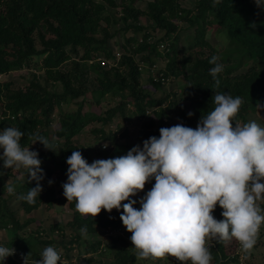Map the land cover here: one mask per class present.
I'll return each instance as SVG.
<instances>
[{
	"label": "trees",
	"instance_id": "obj_1",
	"mask_svg": "<svg viewBox=\"0 0 264 264\" xmlns=\"http://www.w3.org/2000/svg\"><path fill=\"white\" fill-rule=\"evenodd\" d=\"M133 1H120L119 6L124 10L125 21H128L129 18L137 21L141 15L148 14L155 19L157 24L171 32L178 27V24L172 22L171 19L182 18L190 24L196 25L197 31L201 33L202 44L200 47L207 45L211 48L210 52L206 54L201 48L195 51L192 48L185 58L175 59L169 64L167 61L166 66L160 68V72L165 78H168L170 74L174 76L184 74L191 87V92L187 97L179 96L180 98L169 101L170 108L176 109L184 125L191 127L195 120L199 121L203 111L213 107L211 98L214 95V90L230 92L233 96L242 98L243 103L235 117L236 120L245 119L253 110L255 111L258 104L264 105V8L259 7L256 0H199L194 13L193 9L184 8L180 0H153L148 3L146 10L136 8ZM116 2V0H0V72H6L15 66L22 67L29 57L35 54L47 53L46 60L52 64L66 60L71 57V53L80 57V47L89 52L92 48L104 46L107 55L111 56L112 49L107 44L109 34L107 33L102 39H97L95 32L98 22L102 18L101 15H104L106 5L114 6ZM107 19L110 20L108 17ZM211 24H216L217 29L227 39V44L222 49L212 45L205 37L206 26ZM253 24L255 27L252 26ZM134 27L142 29L143 26L134 25ZM35 32L42 41L43 48L41 49L36 46ZM45 32L49 34L47 39ZM147 37L145 43L138 48L135 47L132 52L142 51L143 53L144 50H149L154 54L163 53L166 55L171 50L170 44L166 43V48L162 52L159 46L163 40L159 41L161 42L159 45V42L148 41ZM127 40L130 41V38ZM195 44H199L198 41ZM134 53L128 51L122 53L120 64L128 68L126 74L114 67L105 69L101 65L95 64L94 69L99 73L96 77L99 86L95 90L103 95L110 91L116 92L118 87L124 91L128 89L132 97L134 111L142 117L146 116L148 106L163 104L169 94L163 97H152L145 91V86H138L137 76L145 68L142 60L149 62L147 68L150 71V82L155 85L162 84V82L160 78L155 79L153 76L152 68L157 62L149 61L151 56L142 57L139 60L141 62L136 61ZM214 55L219 57L217 63L223 65V71L217 74L218 85L210 74V69L215 65L209 61ZM9 56L12 58L9 59ZM82 58L86 57L82 56ZM71 63H73L74 71L76 70L75 74L56 70V77L63 83L64 89L61 93H50L44 85L36 80L31 81L26 90H14L9 83L0 85V100L5 104V111L9 110L8 112H10L9 116L2 117L0 124L4 126L6 123H10V126L22 130L25 133L21 139L22 146L27 147L39 136L46 137L51 142L53 149L56 143L58 144L53 141V136L48 130L52 121L54 105L65 100L76 99L88 91L85 73H78L80 62L73 59ZM245 65L247 68L238 72ZM75 80L79 83L78 86L74 85ZM185 99L190 101L189 109L185 104H181V101ZM127 109L124 99L110 108L104 118L98 117V119L108 121L117 113L126 116ZM153 112L156 113L157 118H160L159 120L163 119L164 109L153 110ZM189 112L194 115L190 117ZM82 122L80 110L76 113L65 114L61 119V126L56 129L57 136L63 138V146L59 149V154L55 149L54 151L46 149L42 143L36 142L35 151L39 152L41 160H49L51 165L59 170L66 179L68 169L66 158L74 150L81 151L72 142V137L80 129L79 124ZM147 124H150L147 126L150 129L146 128L149 129L148 137L153 135L158 137L159 129L163 126H156L153 121ZM82 155L91 163L85 153L82 152ZM0 167L3 168L2 161H0ZM54 169L49 167L47 171H44L45 179L41 182L43 191L40 197L35 198V203H29L22 199L27 212L37 208L45 200L50 201L49 203L65 201L62 196L57 198L56 190L49 185ZM9 170L7 169L6 173ZM152 183H148L146 186L148 187ZM35 185L36 181H27L19 186L18 196L21 198L26 195L30 187H35ZM2 190L0 187V227L5 228L11 225L15 230H18L23 227V223H20L14 211L8 206L7 200L1 196ZM134 198L139 199V196ZM65 199L67 200L66 197ZM69 202L70 206L75 207V200ZM136 207H139V204ZM221 212L222 209L217 205L214 210L215 218L223 219ZM70 223L80 230L86 226V233H93L98 227L106 228L123 222L120 220V213L113 209L111 213L102 210L96 217L83 215L76 210ZM126 234L127 237L115 241L114 263L140 264L137 261L136 253L127 244V238H130L132 234L128 231ZM263 234L264 232L261 230L256 245ZM14 235L17 236V232ZM227 245L225 241L209 242L213 255L211 264H231L233 259H240L241 252H239L238 245L236 246L237 252H229L230 249ZM22 251L26 252V247ZM30 257L33 261L40 259L37 251L30 253ZM17 263V260L11 256L6 261V264Z\"/></svg>",
	"mask_w": 264,
	"mask_h": 264
},
{
	"label": "clouds",
	"instance_id": "obj_2",
	"mask_svg": "<svg viewBox=\"0 0 264 264\" xmlns=\"http://www.w3.org/2000/svg\"><path fill=\"white\" fill-rule=\"evenodd\" d=\"M256 3L264 8V0ZM218 60L214 55L209 61L215 65L210 74L217 85V74L223 71ZM211 101L213 107L202 112L195 128L183 123L161 127L158 137H149L124 155L89 163L74 150L66 158L67 182L62 185L67 201L75 200L76 210L91 217L116 209L132 234L138 258L171 255L184 264H211L212 239H235L250 252L264 224V125L235 119L243 103L240 96L214 90ZM24 135L13 126L0 130V161L3 168L27 170L29 182L36 185L21 199L35 203L46 174L39 152L22 146ZM36 142L54 151L46 137ZM148 183L151 188L134 198ZM7 191L14 193L15 187L8 184ZM217 205L223 219L214 216ZM15 252L13 246L0 243V264ZM29 256L24 264H30ZM40 257L31 264H66L53 246L45 247Z\"/></svg>",
	"mask_w": 264,
	"mask_h": 264
},
{
	"label": "rangeland",
	"instance_id": "obj_3",
	"mask_svg": "<svg viewBox=\"0 0 264 264\" xmlns=\"http://www.w3.org/2000/svg\"><path fill=\"white\" fill-rule=\"evenodd\" d=\"M116 1L114 6L106 5L104 15H101L102 18L99 20L95 32L97 39H102L107 33L109 34L107 44L112 49L113 54L111 56L107 55V50L104 46L92 48L89 52L85 48L80 47V57L71 53V57L66 60L52 64L46 60L47 53L35 54L29 57L22 67L15 66L6 72H0V85L2 86L9 83L10 87L14 90H26L31 81L36 80L44 85L50 93H61L64 89L63 83L56 77V70L75 74L76 70L74 71V66L71 62L73 59L80 62L78 73H85L84 77L88 83L86 84L88 91L76 99L65 100L60 104L56 103L51 115L52 121L48 130L53 136V141L58 142L54 147L57 154H59V149L63 146V138L57 136L56 129L61 126V119L65 114L76 113L79 110L83 122L79 124L80 129L72 137V142L87 155L91 162L96 159H107L124 155L133 146L138 144L142 146L143 141L149 138L147 132L150 127L147 126L150 124L147 123L150 121H153L156 126L162 125L163 127L183 123L176 109L170 108L169 101L178 99L181 96L187 97L190 94L191 87L187 83L184 74L175 76L170 74L165 81L161 80L162 84L155 85L149 80L150 71L147 68L149 62L142 60L145 68L137 76L138 86H145V91L152 97H163L169 94L163 104L148 106L146 116L142 117L138 116V113L134 111L132 97L128 89L124 91L118 87L116 92L110 91L103 95L95 90L99 86V82L96 80L99 73L98 70L94 69V65L99 64L105 69L114 67L126 74L128 68L122 66L120 64L121 58L118 59L117 57L121 53H126V51L134 53L132 52L134 48H138L144 44L147 36V40L152 43H158L161 40H163L162 43H169L171 50L166 55H163V53L154 54L149 50H144L143 53L142 51L135 52V60L139 61L142 57L151 56L149 61L155 60L159 68H164L167 61L169 64L175 59L181 60L185 58L192 48H194V51L201 48L204 54L211 50L207 45L200 47L202 35L197 31L196 25H192L182 18H172L171 21L177 23L178 27L175 31L170 32L167 28L157 24L155 19L148 14L141 15L137 21H134L132 18L125 21L123 18L124 10L119 6L121 0ZM127 1L131 2V0ZM150 1L153 0H134L133 4L136 8L146 10ZM198 1L180 0L181 5L184 8L193 9V13L196 12ZM134 25H141L143 27L142 29H135V27L133 28ZM45 35L46 39L49 38L47 32H45ZM34 36H36L37 48H43L42 41L37 32H35ZM205 37L212 45H216L220 49L227 44L225 35L217 29L216 24L206 26ZM128 38H130V41L127 40ZM196 41L199 44L196 45ZM159 48L161 50L162 47L159 46ZM82 56L86 58H82ZM8 58L11 59L12 57L9 56ZM246 68L247 65L243 66L238 72ZM154 72L156 73V71ZM74 85L78 86L79 83L75 80ZM124 99L128 108L126 116L117 113L108 121L98 119V117L104 118L110 108ZM189 103L188 99L181 101V104H185L187 109H189ZM255 108V111L253 110L245 119L237 121L244 124L254 120L258 124L264 125V106H256ZM5 109V104L0 100V122L2 117L10 115L9 110L5 111ZM161 109H164L165 113L163 114V119L159 120L160 118H157L153 110L160 111ZM198 122V120H195L191 127L195 128ZM10 125V123H6L4 126L0 124V130L11 127ZM104 144H108V147L104 148ZM27 147H30V150H35V141H32ZM41 167L44 171H47L49 167L55 168L49 160H42ZM7 169L9 170V168L0 167V187L3 189L1 196L7 200L8 206L14 211L20 223H23V227L18 230H15L11 225L5 228L0 227V243H4L9 247L13 246L16 249L15 255L11 257L17 260V264H24L23 258L29 253L37 251L40 255L47 246L57 248L61 252L66 264H115V241L127 237V230L123 223L106 228L98 227L93 233H82L80 229L74 227L70 222L74 211H76V207L70 206V202L65 199L62 185L67 182V179L56 168L50 177L52 183L49 185L56 190V197L62 196L65 201L49 203L50 201L45 200L37 208L27 212L24 209L23 200L18 196L17 192L19 186L29 181L27 170L23 167H13L6 173ZM8 184L15 187L14 193L7 191ZM151 186H145L144 192L139 193L138 196H143ZM262 207H264V203H262ZM261 230L264 232V224H262L258 236H260ZM15 232H17V236L14 235ZM127 239L128 247L136 253L137 250L134 248L131 239ZM214 240L212 239L209 242H213ZM227 244L230 249L229 252H237L236 246L240 243L233 239L232 241H228ZM25 247L26 252L22 251V249L25 250ZM239 252H241L240 259H233L231 264H264V234L261 235L258 244L250 252H245L241 248ZM137 259L140 264H184V262L178 261L176 257L171 255L159 258L137 257ZM8 260L9 257L6 261ZM29 261L30 264L33 261L30 256Z\"/></svg>",
	"mask_w": 264,
	"mask_h": 264
},
{
	"label": "built area",
	"instance_id": "obj_4",
	"mask_svg": "<svg viewBox=\"0 0 264 264\" xmlns=\"http://www.w3.org/2000/svg\"><path fill=\"white\" fill-rule=\"evenodd\" d=\"M166 45H167L166 43H162L160 45L162 47L161 50H163L164 48H166ZM121 56H122V53L117 58L119 59V58H121ZM156 65H154V67L152 68V72L154 74L153 76L155 77V79H159L160 78L161 80L165 81L166 78L164 77L163 73L160 72V68L158 66V63ZM154 71H156V73ZM240 248H241V246H240V244H238V249L240 250Z\"/></svg>",
	"mask_w": 264,
	"mask_h": 264
}]
</instances>
